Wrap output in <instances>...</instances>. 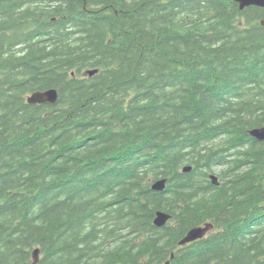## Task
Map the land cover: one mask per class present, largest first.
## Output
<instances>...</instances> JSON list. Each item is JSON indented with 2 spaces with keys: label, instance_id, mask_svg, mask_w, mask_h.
<instances>
[{
  "label": "trees",
  "instance_id": "trees-1",
  "mask_svg": "<svg viewBox=\"0 0 264 264\" xmlns=\"http://www.w3.org/2000/svg\"><path fill=\"white\" fill-rule=\"evenodd\" d=\"M262 20L234 0H0V264H264Z\"/></svg>",
  "mask_w": 264,
  "mask_h": 264
},
{
  "label": "water",
  "instance_id": "water-1",
  "mask_svg": "<svg viewBox=\"0 0 264 264\" xmlns=\"http://www.w3.org/2000/svg\"><path fill=\"white\" fill-rule=\"evenodd\" d=\"M239 4L241 10H244L249 7H259L264 8V0H234ZM261 26L264 27V20L260 21ZM98 70H93L89 72L90 76L96 74ZM59 99V93L56 89H50L47 91H36L29 95L27 101L31 105H55ZM251 137L258 140L259 142H264V127L255 128L250 131ZM192 171L191 166L184 168V173H189ZM210 180L213 185H219V178L217 175H211ZM168 184V179H160L153 183L152 189L157 192H164ZM172 219V216L166 212L158 211L156 213V218L154 224L158 228H163ZM214 229V225L211 223H206L203 226L192 228L188 231L185 237L180 241L179 246H186L192 244L196 241L204 239L210 232ZM173 257V256H172ZM33 263L39 264L41 260V250L39 248L35 249L33 252ZM169 264V263H168Z\"/></svg>",
  "mask_w": 264,
  "mask_h": 264
}]
</instances>
